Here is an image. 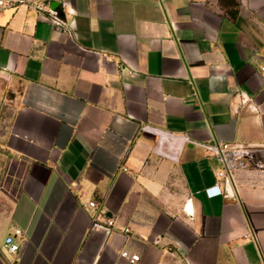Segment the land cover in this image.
I'll use <instances>...</instances> for the list:
<instances>
[{
    "label": "crops",
    "instance_id": "crops-1",
    "mask_svg": "<svg viewBox=\"0 0 264 264\" xmlns=\"http://www.w3.org/2000/svg\"><path fill=\"white\" fill-rule=\"evenodd\" d=\"M30 1L0 14V264H264V168L209 198L190 142L264 147V0Z\"/></svg>",
    "mask_w": 264,
    "mask_h": 264
},
{
    "label": "built area",
    "instance_id": "built-area-1",
    "mask_svg": "<svg viewBox=\"0 0 264 264\" xmlns=\"http://www.w3.org/2000/svg\"><path fill=\"white\" fill-rule=\"evenodd\" d=\"M21 6H28L38 10L41 9V7L30 0H0V14L8 8H18ZM46 13L47 20L58 32L71 35L72 30L70 25L59 15L58 11L47 10ZM259 72L264 77V64L259 66ZM246 101V99L242 100L243 103ZM190 142L203 148L217 161L216 183L214 186L205 190L209 198L223 195L226 191V186H233L234 176L237 170L248 169L252 166L260 169L264 168V147L242 146L236 143L220 141ZM122 170L126 172L128 168L124 167ZM83 207L91 218V230H101L106 235H109L115 230L116 220L113 217L105 216L102 218L100 207L96 201H86L83 203ZM123 232L129 234L131 233V228L126 227L123 229ZM5 246L8 253L12 256H15L19 252L20 244L15 235H9L6 238ZM121 256L133 264L140 261L139 254H131L127 249L122 250ZM11 264H17L16 257L11 261Z\"/></svg>",
    "mask_w": 264,
    "mask_h": 264
},
{
    "label": "trees",
    "instance_id": "trees-1",
    "mask_svg": "<svg viewBox=\"0 0 264 264\" xmlns=\"http://www.w3.org/2000/svg\"><path fill=\"white\" fill-rule=\"evenodd\" d=\"M233 3H235V5H237V3H236V1H235V0H233Z\"/></svg>",
    "mask_w": 264,
    "mask_h": 264
},
{
    "label": "water",
    "instance_id": "water-1",
    "mask_svg": "<svg viewBox=\"0 0 264 264\" xmlns=\"http://www.w3.org/2000/svg\"><path fill=\"white\" fill-rule=\"evenodd\" d=\"M228 188H230V186H226V190H227Z\"/></svg>",
    "mask_w": 264,
    "mask_h": 264
}]
</instances>
